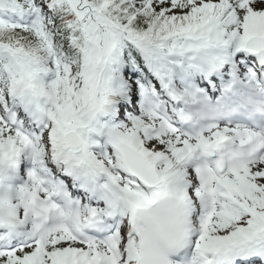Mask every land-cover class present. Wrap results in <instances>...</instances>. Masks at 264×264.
<instances>
[{
	"label": "rangeland",
	"instance_id": "1",
	"mask_svg": "<svg viewBox=\"0 0 264 264\" xmlns=\"http://www.w3.org/2000/svg\"><path fill=\"white\" fill-rule=\"evenodd\" d=\"M50 5L53 7H58L63 3H68L71 7V14L68 17H73L72 21H75L76 28L79 29V32L82 35L84 46L81 49V67L77 76V83L76 85H69L66 87V90L72 91V94H67L65 98L69 99L72 104V112L68 117L62 118L59 114L61 111L60 109L57 110V116L52 124V128L49 131L50 135L54 134V136H57V140L61 141V138L59 137L61 132L66 129H70L73 127V124L71 123V119H83L85 122H89V125L91 127H95L94 122H92V119L94 120V111L95 106H97V102L100 101L101 98V92L107 87H110L112 84L113 76L110 74L112 71H115L114 67H111V62L117 64V69L115 72H119L121 68V72L123 76L127 72V70H124V61L121 59V55L124 51V35L116 30L113 27V21L109 19L106 15H102L103 12L107 11V8L111 7L114 2L113 0H107L104 3V6L102 10H94L90 11L85 8H83L81 11H84L83 14L79 13L78 7H76V4L74 0H50ZM133 3H137L140 0H131ZM144 1V0H143ZM53 2V3H52ZM144 3V2H143ZM189 4L191 6L190 10L193 12L194 8L195 10L203 11L206 7V3L204 0H189ZM153 5H162L164 6V9H168V0H153ZM229 5L232 6L231 10L234 12V14L228 16L226 20L233 21L237 17L235 13H237L238 10L245 11V23L247 24L248 19L251 15H256L255 12L251 11V8L253 10L260 9V15H264V2L261 0H230ZM77 9V10H76ZM236 9V10H235ZM190 11V12H191ZM102 12V13H101ZM191 12V14H192ZM263 13V14H261ZM244 23V22H243ZM236 26H232V28L236 29L240 27V24H235ZM170 31L166 36L163 38L161 37L157 41H154L153 43H150L149 45L145 44L144 42L141 43V46L148 47L151 52L153 53L154 57L161 59V64H164V58L167 56L166 53H168L170 56H179L180 58L185 57V54L189 52V50H192V39L194 36L195 31L202 27L200 23H197L195 26H186V27H179L177 21L176 22H170ZM195 27H198L197 29ZM71 42H74L75 40L71 38ZM179 46H181L183 49L178 50ZM14 49V45L11 46L10 49H6V52H11V50ZM90 53L92 56L91 59V67L93 69V80L92 83L89 85V94L90 96L88 98H85L84 95L82 97L79 96V93H82V85L84 84V77H83V68L84 64L86 63V54ZM7 55L6 53H3ZM23 54V53H19ZM141 63L142 65H145L144 58L139 53ZM1 57V56H0ZM8 57V55H7ZM158 61V60H157ZM18 63L13 64V69L19 74L18 78L21 77H27L31 76L34 78L38 84L39 87L42 88L43 82L42 77L41 78H35L30 70L32 67L36 66V62L28 61V62H20L17 60ZM126 62V61H125ZM51 64V61L50 63ZM131 64V63H130ZM136 67H133L132 70L137 71V68L140 70L142 69L141 66H139L137 63ZM64 83L68 80V75L66 72L67 66L64 65ZM125 72V73H123ZM7 77L9 78L8 84L5 88L0 89V96L2 99V103L4 105H10L12 102L11 96H4L5 90L8 92L9 88L8 85L12 81L11 75H9L8 72H5ZM129 75V74H127ZM127 83L133 84L130 82L129 79H127ZM102 86V87H101ZM130 86V85H129ZM48 94H50V90H44L41 89ZM53 91H51L52 93ZM80 97V98H79ZM63 104L62 106H64ZM145 117L143 115H139L138 118H134L133 121L125 120L124 124L125 127L128 128L129 131H133V128L130 126L132 122L134 123H140V120ZM1 124V117H0V130L2 129ZM91 130V128H90ZM83 133H86L84 130H82ZM48 136V135H47ZM46 136V137H47ZM90 138V145L94 144L92 135L86 136ZM174 138V136H172ZM168 138V139H166ZM166 138L162 137L160 138L161 141H164L166 139L165 148H168V143L171 138L170 136H166ZM45 142H47V138H45ZM172 142H175L172 140ZM45 152L48 150L47 145H45ZM12 151L11 145L9 146V143L5 138H1L0 136V158L10 156L8 153ZM241 179L245 181L243 186H239L240 189H242V196H239L241 198H244V201H246V208L245 211L241 212L239 216H242V219L231 220L227 223V225H234L238 221L244 220L245 222L249 220H252L253 218L261 217L264 215V209L259 208L256 209V207L251 208L249 204L247 205V200L250 202L251 199L256 200L258 203H262L264 205V159L260 161L258 164L252 165L245 173L241 174ZM234 180V179H233ZM235 182L238 184L239 178H235ZM214 191L218 193L220 191V187L215 185ZM263 198V199H262ZM241 200H239L240 202ZM250 208V209H249ZM25 212V211H23ZM228 213H230V209H228ZM221 224V223H220ZM217 228H220L219 225L216 222V218L211 222L210 230L214 231L217 230ZM48 243L54 246H65V240L61 235L54 236L50 239H48ZM38 254V253H37ZM39 259V255L37 256V260ZM13 262V260H12ZM38 261H32L31 264H38ZM8 264V263H5Z\"/></svg>",
	"mask_w": 264,
	"mask_h": 264
},
{
	"label": "bare ground",
	"instance_id": "2",
	"mask_svg": "<svg viewBox=\"0 0 264 264\" xmlns=\"http://www.w3.org/2000/svg\"><path fill=\"white\" fill-rule=\"evenodd\" d=\"M253 12L256 13L255 17L254 15H251L250 18H254L253 21L255 23H251V20H248V24H246L245 26H240L237 30V34L239 35V41L240 39H242V41H244L247 37L249 36H253V35H258L262 30H264V21L262 20L264 17H262V15H260V11L258 9L254 10ZM251 23V24H250ZM257 24V25H256ZM261 26V27H260ZM224 27H220L216 32H220V34H223V31H221ZM255 33V34H252ZM217 35H214V38ZM228 36L233 38V35L229 34ZM205 44V43H203ZM205 50H208L207 54L210 53H214L216 51H218V48L215 46H209V47H203ZM199 56V52H191L190 54H187L185 57H198ZM144 58V56H142ZM91 59L92 56L91 54L88 52L86 54V63L84 64V68H83V79H84V84H83V90L86 91L88 90L89 85L92 83L93 80V69L91 67ZM150 64H152L151 61H149ZM138 70H140L139 68H137ZM127 71L129 73H134L135 71H132L131 68H127ZM114 77H116V74H114ZM122 100L126 99L125 95H121ZM108 119H111V121H116L117 118L114 114H112V116H110ZM108 121V120H107ZM72 124H73V129H79L82 130L83 128L87 129V125L88 123L85 122L84 120H72ZM80 135V134H79ZM82 137V135H80ZM231 136L229 134H224L222 135V138L220 140H217L215 138V141H224L229 139ZM95 138V137H93ZM82 139H84L82 137ZM113 141H121L124 143H127L128 145L132 146L133 148L139 150L156 168V171L158 172L159 176H160V181L162 182L163 185V190L161 192V194L157 195V190L151 191V192H147L150 196H155L152 200H150L148 203H146L145 205H142V203L138 202L133 196L129 195L127 197V202L129 205H132V210H131V217L134 216V214L137 211H142V210H146L149 207H151L152 205H154L156 202L161 201V200H175V201H180L182 203H184L186 209L188 211H190V209H192V204L190 202L189 199L187 198H183L184 195V180L185 177L182 176L183 174V165L178 162V158L175 156L172 157H168V156H164L166 154V150H152L149 147H147L144 143H143V138L141 137L140 133H134L130 132L129 130H127L126 128H121L119 130V132L116 135V138L113 139ZM142 146V148H141ZM84 148H85V144H84ZM93 173L96 176H103L104 171L101 168H97V169H92ZM61 176H66L64 172L59 171L58 172ZM70 179V178H68ZM70 185L73 187H76L78 191H81L79 188V185L77 182L73 181L70 182ZM123 196H125L124 193V188L122 189V193ZM157 195V196H156ZM90 200H93V196H89ZM114 221H118L119 218L116 217L113 219ZM259 226V224H258ZM256 232L257 230H251L249 228V230L247 231V233H245L244 237H252L253 235L256 236ZM238 234H241L240 232ZM235 235V233L233 234V236ZM228 236L223 237V239H219V240H215V239H211L210 242H207L206 244L208 245H212V244H217L220 243L222 241H224L225 239H227ZM247 240V239H246ZM245 240V241H246ZM185 257V253H182V257L180 258V260H175L173 259V263L174 264H181L182 261L184 260L183 258ZM60 258V257H59ZM249 261L252 260H256V261H262L264 260L261 257H253L248 259ZM134 259L133 257H131L126 263L123 264H133Z\"/></svg>",
	"mask_w": 264,
	"mask_h": 264
},
{
	"label": "trees",
	"instance_id": "3",
	"mask_svg": "<svg viewBox=\"0 0 264 264\" xmlns=\"http://www.w3.org/2000/svg\"><path fill=\"white\" fill-rule=\"evenodd\" d=\"M40 1V0H36ZM102 0H82L83 4L88 5L91 9L97 8L101 4ZM182 4L187 8L186 0H182ZM218 9H213L216 13ZM71 12L69 5H62L58 9H52L49 12H45L42 16L43 22L46 24L47 31L50 34L53 50L59 60L69 62L72 64V72H76L79 69V51L76 47L81 45V37L79 33H76L74 29L68 28L66 19ZM132 9L128 6L122 7L118 10H111L108 13V17L114 21V25L118 28H122L130 36H144L147 37L151 34H158L165 28L166 20L157 10H144L138 12L137 15L131 16ZM131 13V14H130ZM71 31L75 35L77 42L76 47L68 42V36ZM14 39H19L23 48L29 52L30 56L47 64V56L44 53V47L42 40L38 38L36 34L27 29H16L7 25H0V42L5 45H10ZM135 58L137 57V51L133 49ZM44 56V59L41 57ZM62 81L58 83V91H61L60 87ZM57 97L61 98L62 95L57 93Z\"/></svg>",
	"mask_w": 264,
	"mask_h": 264
},
{
	"label": "water",
	"instance_id": "4",
	"mask_svg": "<svg viewBox=\"0 0 264 264\" xmlns=\"http://www.w3.org/2000/svg\"><path fill=\"white\" fill-rule=\"evenodd\" d=\"M63 142L65 143L66 146L69 147V149L73 152V153H78L80 151V141L78 140V138L76 136H74L73 133H66L63 137ZM125 149H129L128 147H124ZM121 151V150H120ZM131 154L133 155V160H131L132 162H140L142 165L146 164L145 159L137 152L134 150H131ZM131 161H129L127 158L124 157V165L125 167H132L133 169L131 170V174L136 173V168L137 166H135ZM154 174V173H153Z\"/></svg>",
	"mask_w": 264,
	"mask_h": 264
}]
</instances>
